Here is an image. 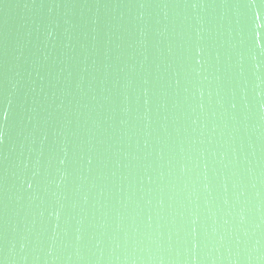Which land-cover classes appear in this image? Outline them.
Masks as SVG:
<instances>
[{"label":"water","instance_id":"water-1","mask_svg":"<svg viewBox=\"0 0 264 264\" xmlns=\"http://www.w3.org/2000/svg\"><path fill=\"white\" fill-rule=\"evenodd\" d=\"M0 264H264V0H0Z\"/></svg>","mask_w":264,"mask_h":264}]
</instances>
